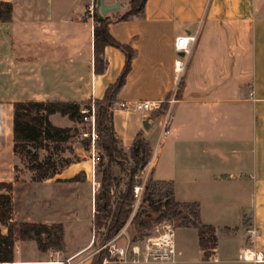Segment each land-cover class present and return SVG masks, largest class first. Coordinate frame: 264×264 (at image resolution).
<instances>
[{
  "label": "crops",
  "instance_id": "crops-1",
  "mask_svg": "<svg viewBox=\"0 0 264 264\" xmlns=\"http://www.w3.org/2000/svg\"><path fill=\"white\" fill-rule=\"evenodd\" d=\"M0 2L13 5L11 21L0 23V183L14 186L15 222L63 224L60 204L76 203L89 186L90 208H95L92 160L83 148L82 159L52 179L39 182L31 171L22 172L14 154V104L101 100L126 58L106 48L108 69L95 74V19L87 14L94 7L98 16L95 0ZM104 3L120 5L105 19L111 21V35L136 51L119 102H161L177 94L171 133L159 148L160 126L151 143L146 135L152 122L147 132L144 115L124 112L119 121L113 118L121 146L129 153L144 133L152 157L143 179L172 183L178 202L198 203L203 223L215 227L218 237L214 257L205 260L198 231L176 227L174 262L119 264H264V0H147L143 15L127 22L117 18L129 12L130 0ZM189 34L197 42L188 54L178 53L176 39ZM61 117L50 120L59 128H75ZM79 175L83 180H74ZM53 186L62 197L43 201L46 210L39 217L33 191ZM92 221L93 216L91 238L83 246L68 242L65 227L64 252L44 253L35 242H17L14 264H67L69 259L91 264ZM249 229L258 231L254 241ZM30 246L42 255L21 258L23 249L34 250Z\"/></svg>",
  "mask_w": 264,
  "mask_h": 264
},
{
  "label": "trees",
  "instance_id": "trees-1",
  "mask_svg": "<svg viewBox=\"0 0 264 264\" xmlns=\"http://www.w3.org/2000/svg\"><path fill=\"white\" fill-rule=\"evenodd\" d=\"M146 3L147 0H130L129 12L117 18V21L127 22L142 16ZM12 14L13 5L0 2V23L10 22ZM110 24V20H100L98 16H95V74L102 76L108 69L105 56L108 47L120 50L125 55L126 61L120 77L108 87L103 99L91 100L95 101L96 133L98 134L96 145L107 161L101 171V188L95 197V213L92 221L95 241L92 247L94 250L103 247L129 222L149 232L156 225L167 221L174 223L178 228H195L199 233V243L204 259L210 260L214 257L218 246L216 229L203 223L201 207L198 203H180L175 199L172 183L147 179L144 185V199L135 209V188L143 185L142 171L151 160L152 148L144 133H139L128 157L115 132L112 108L119 102V94L132 70L136 51L129 45L119 43L111 35ZM91 101L86 103L28 101L14 104V154L21 163L27 165L29 171L34 173V180L42 182L52 179L71 164L79 161L65 160L57 164L55 155L63 144L80 136V131L84 127L82 111L83 108L91 111ZM165 110L166 106H163L158 112L152 114V117H160ZM55 115L67 117L77 124V127L54 126L50 118ZM90 142L91 139L82 142L86 150ZM41 152H46V155L41 157ZM130 161L132 164L128 168ZM116 168L121 169L126 180L116 175ZM80 176L74 180H79ZM13 191L12 183H0V264L15 263V245L19 241L35 242L39 250L44 253L66 251V229L63 224L14 221ZM4 229L7 233H4ZM97 236L100 239L97 240ZM110 259L108 249H104L93 256L91 264H105Z\"/></svg>",
  "mask_w": 264,
  "mask_h": 264
},
{
  "label": "built area",
  "instance_id": "built-area-1",
  "mask_svg": "<svg viewBox=\"0 0 264 264\" xmlns=\"http://www.w3.org/2000/svg\"><path fill=\"white\" fill-rule=\"evenodd\" d=\"M88 18L95 19V9L91 7L88 10ZM197 42L196 35H185L178 37L175 42V50L180 53L188 54L191 51L192 46ZM182 63L178 61L176 63V70L181 73ZM179 77H177L178 79ZM177 94L174 93L168 99L161 102L150 101H123L115 103L112 112H124L127 114H141L147 116L158 112L163 106H166L165 112L160 116V131L156 142V147H160L163 142L169 137L171 133V126L173 121L172 107L176 103ZM84 127L81 134L85 139H91V142L95 143L97 139L96 134V118L94 110L83 109ZM90 128L87 130V128ZM150 163V162H149ZM149 165V164H148ZM144 171H142L143 174ZM147 179H143V185L135 188L136 206L140 205L142 191H144V185ZM125 232H120L116 238L105 244L100 249L96 250L92 255L99 253L104 249H108L112 261L117 263H171L174 262L176 254L175 245V224L172 222H162L156 225L152 233L143 241L139 243L128 242L127 244L120 245L116 243ZM251 239L254 241L258 236V231L255 229H249L248 231ZM95 238L93 239V242ZM247 259L245 255L242 257ZM67 260V264H78Z\"/></svg>",
  "mask_w": 264,
  "mask_h": 264
},
{
  "label": "rangeland",
  "instance_id": "rangeland-1",
  "mask_svg": "<svg viewBox=\"0 0 264 264\" xmlns=\"http://www.w3.org/2000/svg\"><path fill=\"white\" fill-rule=\"evenodd\" d=\"M95 101H91V110L95 111ZM87 109L88 108H83ZM116 118L117 121H119V112L113 113V118ZM61 121L68 122L70 121L68 118L63 119L61 117ZM153 127L149 133H147V139L153 143L157 133L159 131V126H160V120L159 119H153L152 121ZM75 127H77V124H75ZM82 127V126H81ZM80 127V128H81ZM90 129L89 127L87 130ZM91 130V129H90ZM97 134V133H96ZM98 136V134H97ZM84 139L86 141L87 139ZM98 140V137L96 141ZM86 143V142H85ZM150 143V144H151ZM84 145L82 143V140L80 138H75L70 140L68 143L63 144L59 150L58 153L55 155V159L58 161L57 164L63 163L61 161L65 160H70V161H75V160H81L82 158L80 156H83V150ZM152 148V146H151ZM46 155V152H41V157H44ZM87 157L92 160V172H91V186L92 188L96 187V191H93L92 193V199H94V207H95V197L99 193L100 188H101V171L103 167L106 165V158L103 157L102 152L100 149L97 147L96 142H90V146L87 150ZM128 157L129 154L127 153ZM58 156V157H56ZM132 162L128 164V168L131 166ZM19 169H21L22 172H25L28 170L27 165L25 163H19L18 166ZM116 175L118 177L123 178L126 180V176L121 172L120 168H116ZM143 176V175H142ZM80 180H83V177L80 176ZM116 191V189H114ZM79 196V200L74 203V204H69L64 205V203L60 204V215L62 216L61 222L65 225L67 229V239L70 244H76L77 246H83L87 244L91 238V218L94 215L95 212H93V209L95 208H90L91 205V194H90V186L87 188V190L82 191ZM60 193V194H59ZM33 196H35L34 204L35 206L39 205V209L36 211L38 216H42L44 214V211L46 210V207L41 208V204L43 201L47 200H52L53 198H60L61 192L58 191L57 186L53 187H43V189H36L33 191ZM144 199V191H142L141 195V202ZM140 202V203H141ZM63 209V210H62ZM92 211V214H91ZM92 215V216H91ZM178 228V227H177ZM154 229V228H153ZM153 229L149 232H146L143 229L138 228L136 225L131 224L129 222L125 228L121 232H125L120 239L116 243H120V245L127 244L128 242H133V243H139L143 242L153 231ZM175 231H176V225H175ZM93 234V233H92ZM144 235V236H143ZM118 236V235H117ZM116 236V237H117ZM141 236H143L141 238ZM94 237V236H93ZM115 237V238H116ZM100 239L99 236H97ZM114 239V238H113ZM112 239V240H113ZM111 240V241H112ZM110 242V241H109ZM33 251L31 249H23L20 253L21 258H26L28 256L34 257V256H39L42 255L40 254L39 250L37 248H33ZM36 247V246H35ZM96 250L93 248L91 249L90 253L92 252L93 254L95 253ZM112 261V258L110 259V262ZM111 264H119L117 262L112 261Z\"/></svg>",
  "mask_w": 264,
  "mask_h": 264
},
{
  "label": "water",
  "instance_id": "water-1",
  "mask_svg": "<svg viewBox=\"0 0 264 264\" xmlns=\"http://www.w3.org/2000/svg\"><path fill=\"white\" fill-rule=\"evenodd\" d=\"M95 1H96V11L98 14V18L100 20H104L110 11L118 9L120 6L119 4L105 5L104 0H95ZM151 120H152V115H147L144 118L143 128L147 132L150 130L151 127Z\"/></svg>",
  "mask_w": 264,
  "mask_h": 264
}]
</instances>
